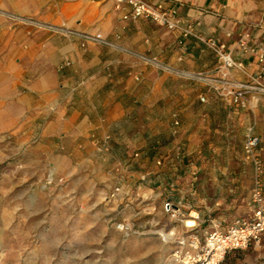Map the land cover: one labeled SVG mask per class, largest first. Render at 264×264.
Wrapping results in <instances>:
<instances>
[{"label":"rangeland","instance_id":"obj_1","mask_svg":"<svg viewBox=\"0 0 264 264\" xmlns=\"http://www.w3.org/2000/svg\"><path fill=\"white\" fill-rule=\"evenodd\" d=\"M2 14L9 27L27 25ZM25 77H10L0 62V264H175L172 240L184 229L170 218L172 205L198 214L200 233L212 222L248 217L256 176L243 145L252 128L264 162V103L232 129L220 127L217 113L209 130L170 137L154 161L155 182L146 167L120 166L117 150L104 162L91 146L61 142L24 93ZM136 173V181L123 182ZM259 183L264 188V174ZM120 221L138 233L123 235L114 227ZM220 264H264V234Z\"/></svg>","mask_w":264,"mask_h":264},{"label":"crops","instance_id":"obj_2","mask_svg":"<svg viewBox=\"0 0 264 264\" xmlns=\"http://www.w3.org/2000/svg\"><path fill=\"white\" fill-rule=\"evenodd\" d=\"M162 1L175 12L177 28L143 18L123 19L129 7L117 10L113 0H0V62L10 77L26 76L24 93L35 99V112L52 128L50 133L59 135L61 142L69 139L80 148L91 146L104 162L111 156L107 151L117 150L120 166L129 162L146 167V175L155 182L161 171L154 161L170 137L209 130L208 122L217 113L220 127L232 129L244 123V112L264 103L260 96L251 108L233 105L195 77L211 75L218 66L208 40L224 44L246 72L264 73L257 54L238 44L239 36L248 32L247 46L264 48V0ZM2 12L98 32L121 49L95 43L81 46L77 38L29 24L12 28ZM130 52L156 63H145ZM233 73L238 80L247 79ZM201 95L205 103L199 100ZM139 175H122V180L129 184Z\"/></svg>","mask_w":264,"mask_h":264},{"label":"built area","instance_id":"obj_3","mask_svg":"<svg viewBox=\"0 0 264 264\" xmlns=\"http://www.w3.org/2000/svg\"><path fill=\"white\" fill-rule=\"evenodd\" d=\"M113 1L117 10H121L125 6L129 7V10L123 14V19L143 18L168 29L178 27L176 20H174L175 12L167 9L162 0ZM23 21L58 36L77 38L81 46L95 43L120 48L98 32H85L64 24L43 23L26 18ZM248 37V32L242 33L238 39L239 46L243 50L248 49L250 52L256 53L258 63H264V48H249L246 43ZM206 43L214 50L219 63L213 74H196L195 77L205 82L218 97L241 108H251L257 103L260 96H264V73L246 72L243 63L233 59L231 54L225 50L224 44H219L213 40H208ZM130 53L145 63H156L153 58ZM65 64L68 65L69 63L66 62ZM234 71L244 74L247 79L245 81L236 79ZM199 100L205 102V96L201 95ZM178 124L179 121L175 119L174 125L177 126ZM108 139L109 136H106L105 141ZM243 148L256 176L250 191V213L248 217L234 218L226 226H222L220 222H212L208 229L200 233L197 230V226L200 224L198 214L189 213L186 216L179 205H172L169 208V216L172 220L181 223L184 229L182 234L175 235L172 240L174 245L170 258L175 264H220L228 252L245 249L251 242L258 240L264 234V188L259 183L261 175L264 174V162H262L259 154L260 138L252 128L248 129ZM156 163L160 164V160H157ZM145 177V175L140 176L141 179H145ZM118 192L119 187H115L111 196H115ZM189 219L193 222L191 226H187ZM114 227L123 235L138 233L131 222L120 221L115 223Z\"/></svg>","mask_w":264,"mask_h":264},{"label":"bare ground","instance_id":"obj_4","mask_svg":"<svg viewBox=\"0 0 264 264\" xmlns=\"http://www.w3.org/2000/svg\"><path fill=\"white\" fill-rule=\"evenodd\" d=\"M191 214H195V212H193L192 211V213ZM193 224V222H192V220H187V226H191ZM162 233V236L164 237V238H168L171 234H173V232H171V233H164V232H161Z\"/></svg>","mask_w":264,"mask_h":264}]
</instances>
